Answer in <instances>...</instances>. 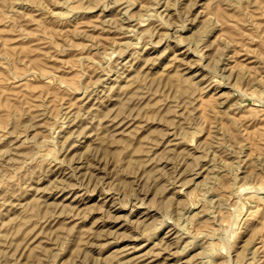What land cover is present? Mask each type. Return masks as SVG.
<instances>
[{
    "label": "rangeland",
    "instance_id": "1",
    "mask_svg": "<svg viewBox=\"0 0 264 264\" xmlns=\"http://www.w3.org/2000/svg\"><path fill=\"white\" fill-rule=\"evenodd\" d=\"M0 264H264V0H0Z\"/></svg>",
    "mask_w": 264,
    "mask_h": 264
},
{
    "label": "bare ground",
    "instance_id": "2",
    "mask_svg": "<svg viewBox=\"0 0 264 264\" xmlns=\"http://www.w3.org/2000/svg\"><path fill=\"white\" fill-rule=\"evenodd\" d=\"M217 170V169H216ZM219 175V174H218ZM159 226V225H158ZM176 231V230H175ZM169 233V232H168ZM174 233V232H173ZM169 235V234H168ZM172 235V234H171ZM185 235V234H184ZM173 236H175V235H173ZM176 237V236H175ZM210 238V237H209ZM166 244V243H165ZM166 247V246H165ZM182 247V246H181ZM205 248H206V246H204ZM177 249V248H176ZM183 250V249H182ZM122 252V251H121ZM120 252V253H121ZM204 260V259H203ZM206 261V260H205Z\"/></svg>",
    "mask_w": 264,
    "mask_h": 264
}]
</instances>
